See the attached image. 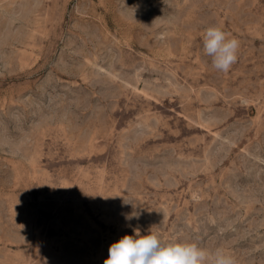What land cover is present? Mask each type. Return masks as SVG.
<instances>
[{"label":"rangeland","instance_id":"374dc122","mask_svg":"<svg viewBox=\"0 0 264 264\" xmlns=\"http://www.w3.org/2000/svg\"><path fill=\"white\" fill-rule=\"evenodd\" d=\"M133 229L264 264V0H0V264Z\"/></svg>","mask_w":264,"mask_h":264},{"label":"clouds","instance_id":"9594fccd","mask_svg":"<svg viewBox=\"0 0 264 264\" xmlns=\"http://www.w3.org/2000/svg\"><path fill=\"white\" fill-rule=\"evenodd\" d=\"M240 41L219 26H209L203 35L204 53L212 66L223 73L238 60ZM131 219V217H127ZM104 264H236L235 258L223 249L209 252L195 243L164 241L151 230L141 235L133 229L109 246Z\"/></svg>","mask_w":264,"mask_h":264}]
</instances>
